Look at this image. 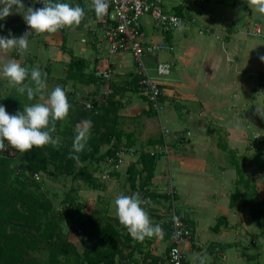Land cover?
Instances as JSON below:
<instances>
[{"label":"crops","instance_id":"crops-1","mask_svg":"<svg viewBox=\"0 0 264 264\" xmlns=\"http://www.w3.org/2000/svg\"><path fill=\"white\" fill-rule=\"evenodd\" d=\"M53 2L80 5L87 13L85 21L74 31L65 28L51 35L29 34L26 55L21 56L15 51L0 53V94L3 95L0 99L9 94V87L15 90L2 76L3 65L10 60L47 73L49 92L61 86L67 94L85 104L89 97L100 99L106 92L110 93V82H123L136 74L130 52H109L98 19L88 8L90 2ZM23 3L26 8L43 7L32 5L30 0H23ZM26 8L20 13L13 8L12 15L0 20V36H8L11 32L21 37L32 31L23 18ZM255 8L256 5H248L246 0H209L204 4L165 0L167 12L187 17L194 23L163 33L154 28L148 17L144 20L145 42H164L173 47L146 58L149 73L162 86L164 109L154 113L143 95L126 92L125 106L119 112V129L124 133L122 139L126 146L132 143L127 147L129 150L134 152L141 147L145 148L144 152L158 150L157 158H167V169L159 172L157 159L151 188L164 193L166 188L173 187L178 197V210L193 225L192 238L182 246L186 264H200V257L205 253L209 257L208 264H256L264 260L261 227L241 205L230 206L231 194L237 189L243 191L244 185L238 183L236 169L220 147L223 144L233 150L244 178L256 188L258 201H263L264 153L252 139L264 134V118L256 111V105L264 106V90L260 88L264 62L259 59L264 51L254 48L255 44L262 45L258 36L242 33L243 29L264 30V14ZM72 55L86 60L89 63L86 72L94 71L96 77L98 70L109 66L113 70L112 79L104 80L99 86L72 80L65 82ZM160 55H163L161 60ZM164 62L171 64V72L159 80L155 68ZM25 96L26 93L16 96L22 107ZM34 102H39L38 98ZM85 121L88 120L80 118L77 125L83 126ZM114 142L102 146L100 154L110 149ZM165 144L167 154L162 153ZM126 157L132 159L130 154ZM121 180L124 181V177H116L112 182ZM149 202L160 216L158 208L165 204L163 199L157 203ZM158 216H155V223L160 224L164 232L165 217L158 219ZM221 217L226 219V224L215 232L212 227ZM109 222L120 234L128 232L121 230L123 225L119 220ZM247 237L252 239L251 242ZM169 241L164 235L146 238L145 250L152 257L163 258ZM244 241L249 243L246 247ZM131 244L135 245L134 239ZM217 247H221L218 252L215 251ZM134 259L139 264L146 260L150 262L140 252L135 253Z\"/></svg>","mask_w":264,"mask_h":264},{"label":"trees","instance_id":"trees-1","mask_svg":"<svg viewBox=\"0 0 264 264\" xmlns=\"http://www.w3.org/2000/svg\"><path fill=\"white\" fill-rule=\"evenodd\" d=\"M88 67L89 63L86 60L72 55L71 63L66 68L64 81L72 80L75 83L94 84L95 86L103 85L104 79L97 78L94 71L86 72ZM139 80L140 76L135 74L123 82H110V93L105 94L100 99L96 96L88 98L90 99L89 103L92 104V109H88L85 103L78 102L73 95L66 93L72 109L67 122H57L56 124V136L60 140V147L58 149L52 146H45L43 149L34 147L25 154L13 149L15 152L13 156L9 158L0 157V256L8 255L14 250L12 235L7 237V242L4 241L6 237L4 228L9 225V218H12L8 203L22 199L26 195L23 192L24 189L28 188V182L30 181L29 176H27L28 172H47V165L52 163L55 171L68 174L74 180L84 183L89 189L93 191L106 190V184L95 176V172L91 170V165L96 162H104L106 156L113 155L121 144L124 133L119 129V112L125 106L123 98L126 92L140 93ZM160 87L162 89V86ZM260 88L264 90L263 77H261ZM16 98L10 96L0 99V105L4 107L18 106V108H21L22 104ZM149 108L155 112L150 103ZM80 118L90 121L91 134L85 151L77 154L72 151V146L76 135V126ZM112 140L115 142L110 149L104 154H100L101 147L110 144ZM131 146L132 143L127 144V147ZM220 147L228 154L230 162L234 165L238 176V183L244 185L243 191L237 189L231 194L230 206L234 208L241 205L246 209L253 220L261 227L260 235L264 238V200L258 201L257 190L244 178L233 150L223 144ZM48 149L51 151V154H47ZM70 153L78 155L79 162L76 159H70ZM16 156H23V159L27 161V164L22 166L19 173H16L10 163ZM157 159V156L151 152H142L138 160L128 166L126 183L134 193H139L142 199H149V201L155 203L159 199H163L164 202H167L170 197L166 192L160 193L157 188H151ZM52 176L56 177V174ZM75 198L76 189L71 188L63 200L64 204L77 209V214L72 216L73 221L78 220L80 216H76L84 208L83 204L75 201ZM177 198L176 193L175 199ZM31 199L33 201L32 206L30 205L31 211L19 214V217L29 224L30 221L38 223L32 217L34 214L47 216L48 223L44 224V222H41L37 226L40 228L45 227L49 231V234H45L44 237L49 246L52 264H129L130 261L132 262L131 264H139L134 259L136 252L142 253L143 257L146 256L150 260V262L145 261L148 263L143 261L142 264L164 263V257L159 258L148 255L149 253L145 250L147 249L145 240L143 242L135 240V245H132L131 241L133 238L130 234L128 232L124 235L120 234L116 226L110 222L98 225L94 220H89L84 223L86 225H81L80 229H78L79 233L82 234L83 248L79 250L75 243L68 239L66 234L61 230V221L64 220L65 215L57 210H53L50 202H44L39 198ZM68 209L69 211L71 210L70 207ZM162 216L164 217V215L158 216V219ZM225 224L226 219L221 217L217 220L216 225L212 227V230L218 232L220 227ZM164 226V236L170 240L169 251L172 237L168 224L166 223ZM218 248L221 250V247Z\"/></svg>","mask_w":264,"mask_h":264},{"label":"clouds","instance_id":"clouds-1","mask_svg":"<svg viewBox=\"0 0 264 264\" xmlns=\"http://www.w3.org/2000/svg\"><path fill=\"white\" fill-rule=\"evenodd\" d=\"M42 2V8H26L23 0H0V20H5L12 15L13 8L19 13L21 9L26 8L23 18L32 30L21 37H16L11 32L8 36H0V53L7 54L15 51L21 56L26 55L29 50V34L51 35L65 28L74 31L86 19L87 13L80 5L72 6L68 3L53 2V0H42ZM246 2L248 5H256L255 10L264 14V0H246ZM109 7L110 0H90L88 5L100 21L104 20ZM259 59L264 62V55H260ZM159 71L167 74L169 66L161 65ZM2 76L20 95L26 93L29 100L38 98L39 102L25 106L23 110L12 115L0 105V153L7 151L8 146L23 154L34 147L43 149L50 145L58 149L60 140L53 136L56 132V124L67 122L72 109L65 89L56 86L49 92L47 73H42L35 67L29 69L16 60H10L3 65ZM256 111L264 118V106L256 105ZM90 134V121L83 122V126H76L72 146L74 153L85 151ZM69 158L79 162L78 155L70 153ZM146 203L147 201L142 199L139 193L120 194L114 201L119 223L127 229L134 240L140 242L146 238H162L164 235L160 224L154 223L143 207ZM208 261L207 253L200 257V264H208Z\"/></svg>","mask_w":264,"mask_h":264},{"label":"rangeland","instance_id":"rangeland-1","mask_svg":"<svg viewBox=\"0 0 264 264\" xmlns=\"http://www.w3.org/2000/svg\"><path fill=\"white\" fill-rule=\"evenodd\" d=\"M185 19L187 21V25L188 23L190 24L194 23L192 20L188 19L187 17H185ZM242 33L244 34L247 33L246 35L248 36L252 35L251 31H246L245 29L242 30ZM256 38L259 40V42H262V45L255 44L254 48L260 49V51L263 52L264 37L258 36ZM162 56L163 55H160L158 58L160 59ZM165 77L166 76H162L160 77L159 80H162ZM1 90L2 88L0 85V92ZM8 90H9V94L4 96L3 98L10 96L16 97L18 95V92L16 90L12 91L10 87ZM1 95L2 94H0V98ZM89 102L90 99H87V103ZM33 103H35L34 99L29 100L27 96H25V103H23L24 107L31 106ZM24 107L18 108V106L16 107L6 106L5 108L7 109L8 113L12 115V114H16L18 111L23 110ZM153 110H155L154 107ZM154 113H158V112L155 111ZM56 135L57 132L53 133L54 137H58ZM119 149H124V152L126 154H130L132 158L129 159L128 157H125V161L123 162V165L119 171L111 168L110 166H107L104 162H96L91 165V170L95 172V176H97V178L100 181L107 184L108 188L107 191L105 192L93 191L89 189L81 181L74 180L68 174L61 173V171H55L52 163L47 165L48 168L47 172H39V173L28 172L27 176H29L30 181L28 182V188L24 189L23 193L26 195L28 194L30 196L25 195L26 197L23 196L24 198L22 199H17L8 203L9 212L12 218H9L8 220L9 225L4 228V234L6 236L4 238V241L7 242V237L12 235L14 250L12 251V253H9L8 255L0 256V264H52V262L50 261L49 246L46 243V238L44 237L45 234H49V231L45 227L40 228L37 226L41 222L47 224L48 223L47 216L34 214L32 215V217L38 223L30 221L29 224L28 222H25L23 219H21V217H19V214L25 212L29 213L31 211L30 205L32 206L33 203L31 198H39L44 202H50L52 204L53 210L55 211L57 210L65 215L64 220L61 221V230L66 234L68 239H70L75 243V245L79 250H82L83 248V243L81 238L82 234L79 233V229L81 225H86L84 223L88 222L89 220H94L98 225H104L109 221L116 222L118 219L116 217L117 216L116 207L114 204L115 198L120 194L131 195L134 193L129 187V185L126 183L127 167L130 164H132V162L138 160L140 153L144 152L142 150H144L145 148L141 147L139 150L133 152L127 148L126 144L124 143V139H122L121 144L117 147L115 151ZM14 153L15 152L13 150V154ZM47 154H51V151L49 149L47 151ZM166 159L167 158L165 157L158 158V163H159L158 172L167 169ZM10 163L11 166L16 171V173H19L22 166H25L27 164V161L23 159V156L20 157L16 156ZM35 174L39 176L38 179L35 178ZM54 174H56V177L52 176ZM103 174H106V178L100 177ZM116 177H124V181L121 180L118 182L116 181L115 183L112 182V180H115ZM71 188L76 189L75 201L84 205V208L76 216V217L80 216L76 221L72 220L73 219L72 216H75V214H77V209L69 206L68 204L67 206L63 202L64 197ZM149 203L150 202L143 205V207L148 212L152 221L155 223L156 222L155 216H158L157 215L158 210L154 209L152 203L150 204ZM69 207L71 208L70 211L68 209ZM160 207L161 208H158L159 211L165 208V204L161 205ZM151 210L154 211L152 212ZM120 228L122 231L126 230L124 226L123 227L120 226ZM246 239L249 242H251L252 240L250 237H247ZM248 241L247 242L244 241L245 247L247 244H249ZM240 260L242 261V257H240ZM256 264H264V260Z\"/></svg>","mask_w":264,"mask_h":264},{"label":"built area","instance_id":"built-area-1","mask_svg":"<svg viewBox=\"0 0 264 264\" xmlns=\"http://www.w3.org/2000/svg\"><path fill=\"white\" fill-rule=\"evenodd\" d=\"M90 2V0H86ZM190 4H204L209 0H182ZM34 6L43 5L42 0L35 2L30 0ZM148 17L154 28L159 32L167 33L180 30L187 25L185 17L169 13L165 10V0H110L108 13L103 21L98 20V25L102 31L103 38L108 45V50L111 54L118 52H130L133 56L135 64V73L140 76L139 88L140 94L145 96L156 112H161L164 109L163 104V89L160 83L149 73L146 58L156 55L166 50H172L173 47L167 43L145 42L144 37V20ZM252 35L263 36L264 32L260 28H255L251 31ZM161 65L169 66L167 74H162L159 71ZM170 63H159L155 71L158 77L168 76L171 72ZM113 70L107 66L98 70L97 77L105 81L112 79ZM107 94L109 92H106ZM88 109H92L91 103H86ZM252 140L257 145V148H262L264 153V134L255 136ZM160 151V150H159ZM156 152H152L156 155ZM162 153H168V147L165 144ZM126 153L124 149L115 151L113 155L106 156L104 162L117 171L125 161ZM13 156V150L8 147V150L0 153V157L9 158ZM106 178V174H103ZM35 178L39 176L35 174ZM170 199L165 202V208L162 209L159 215H164L165 223L168 224L171 232V247L164 256L163 264H185L182 246L188 242L193 236V226L191 222L178 210L176 192L173 187L166 188L165 191ZM147 203L149 199H146ZM146 203V204H147ZM174 217L176 219H174ZM216 252L220 251L217 247Z\"/></svg>","mask_w":264,"mask_h":264}]
</instances>
